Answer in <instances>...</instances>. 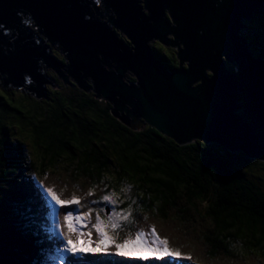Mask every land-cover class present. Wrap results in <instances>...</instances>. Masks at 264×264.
I'll return each instance as SVG.
<instances>
[{"label": "trees", "instance_id": "16d2710c", "mask_svg": "<svg viewBox=\"0 0 264 264\" xmlns=\"http://www.w3.org/2000/svg\"><path fill=\"white\" fill-rule=\"evenodd\" d=\"M247 27L252 38L245 37L255 56L264 57V16ZM152 48L168 70L178 68L170 48L159 43ZM1 81L0 264H51L52 255L59 253L64 239L51 231L57 207L40 178L47 168L58 169L60 160L75 179L125 193L122 205L132 210L133 218L145 211L165 219L172 214L181 223L174 225L181 233L168 230L161 237L173 243L175 249L167 247L173 253L182 243L191 247L196 231L211 257L264 258V188L259 176L264 162L215 144L181 146L148 126L132 130L112 115V104L78 84L70 85L69 93L52 86L40 100L21 89L9 91ZM179 259L144 260L110 252L94 264H187ZM67 264L80 261L74 258Z\"/></svg>", "mask_w": 264, "mask_h": 264}, {"label": "water", "instance_id": "95a60500", "mask_svg": "<svg viewBox=\"0 0 264 264\" xmlns=\"http://www.w3.org/2000/svg\"><path fill=\"white\" fill-rule=\"evenodd\" d=\"M165 1L0 0V80L42 100L50 82L42 64L66 84L67 67L82 91L112 104L132 130L148 126L181 146L215 144L264 162V57L241 34L245 20L264 16L263 1ZM156 42L177 49L178 68L164 66ZM128 72L136 83L125 82Z\"/></svg>", "mask_w": 264, "mask_h": 264}, {"label": "rangeland", "instance_id": "374dc122", "mask_svg": "<svg viewBox=\"0 0 264 264\" xmlns=\"http://www.w3.org/2000/svg\"><path fill=\"white\" fill-rule=\"evenodd\" d=\"M140 1L143 2V0ZM162 5L166 7V1L162 2ZM97 10L104 17L102 19L100 18V20H102L103 22L107 21L108 16H105V8L98 7ZM167 14L169 16V13ZM250 23L251 22L249 20H245V27L241 31V34L248 38H252V35L250 34V28L247 27L248 25H250ZM117 34L120 39L126 42V45L128 47H133V45H131L129 39H127L125 35L121 34L120 32H117ZM257 41L260 45H263L262 36L259 34L257 35ZM156 43H151L152 47ZM50 47V53H52V56L68 66L69 61L65 57V55L61 53V49H58L57 47H53L51 45ZM168 48H170L172 52L176 53L177 51V49L174 47L169 46ZM41 69L45 73L47 79H49L50 81L49 84H47L44 88L46 90L51 89L52 86H54L56 89H61L64 92L69 93L71 91L69 87L70 83L74 85L77 84L76 80H74L67 73L69 70L67 67L62 69V72L68 77L69 82L67 84L64 81V78H62L60 74L57 73L54 69L48 68L45 65H43ZM135 78L136 77L133 73L128 72L126 73L124 80L126 83H129V81H132V79ZM88 83L92 84V81L88 80ZM11 89L12 88H9L8 90L12 91ZM16 90L20 91L18 89ZM25 93L27 95V91H25ZM31 144V142L28 143L29 148L32 150L33 144ZM64 164L65 162L63 160H60L58 163V169L47 168L40 178V182L42 183L41 186L44 187V190H46L45 192L50 195V198L53 200V203L57 207V219L55 215V219L54 221H52L53 223H51L53 227L51 231L53 230L54 234H56V232L58 234L60 233V235L64 239L63 242L60 239L62 245L59 247V253L55 252L54 255H52L56 257L54 261L51 262V264H67L69 260H73L74 258L76 261H80V264H94V262H96L95 260L106 258L107 254H109L110 252L117 255V251L113 252L116 250L115 245H109L107 251H97L95 253L85 251L68 252L67 249L69 246V238L73 241V247L83 249L84 247L96 246L95 241L98 239V234L93 225L97 223V218H99V221L102 223L103 229L107 233V235L115 240L116 243H122L125 239L135 240L138 233L142 234V239H144L146 243L155 240L157 237L159 239H163V237H161L162 234H166L168 230L171 232V234L181 233V231H177L174 227V225H180L181 223L178 221L175 222V219L173 215L170 214V212L168 219L163 218L161 214H154L152 211H145L140 217L133 218L132 210H126L122 205V203L127 200L125 193L117 192L114 189H107L108 184L98 185L85 179H75L71 174L66 172L68 171V169L63 170ZM259 176L263 180L264 188V173L260 174ZM74 180H78L79 182L75 184ZM49 189H51L52 192H55L60 200L67 201L75 198L79 201V203L64 205L57 204L56 201L52 198ZM105 195L110 196L111 199L108 201L103 200L102 197H104ZM107 207L110 209V214H107ZM116 213H119V215H115ZM68 214H71V216L74 218H82L74 220V224L77 231L79 233H83V235L78 236L76 232L69 231L68 224L65 221V216ZM112 222H116L118 225H120V227L118 229H113L111 227ZM153 229L155 233L154 235ZM183 229L184 228H182V230ZM119 236L125 239L123 240L122 238V240H119ZM86 240L90 241L88 245H85ZM167 247L175 249L171 241H168ZM189 250L191 251L188 252ZM181 251H184V253L180 254ZM178 252L181 256V259H179L178 261L186 262L187 264H264V258L259 254H254V256H252L250 260H248L245 256H242V258L239 259L228 258L225 256L211 257L208 255L210 252L209 247L196 231H193L191 247L186 246V243H182ZM57 255L60 256L57 257ZM164 258L167 259L170 257L166 256Z\"/></svg>", "mask_w": 264, "mask_h": 264}, {"label": "snow or ice", "instance_id": "6c2138e0", "mask_svg": "<svg viewBox=\"0 0 264 264\" xmlns=\"http://www.w3.org/2000/svg\"><path fill=\"white\" fill-rule=\"evenodd\" d=\"M49 192L52 195V198L56 201L57 204L64 205V204H75L79 203V201L75 198L71 200H60L55 192H52L51 189H49ZM103 200L108 201L111 199L110 196L105 195L102 197ZM115 215H119V213H116ZM82 219L81 217H72L71 214H68L65 216V221L68 224V228L70 232H76L78 236L83 235V233H79L77 229L75 228L74 220ZM93 227L96 229V232L98 234V239L95 241V247H84L83 249L78 247H73V241L69 238L68 239V252H74V251H85V252H97V251H107L109 245H115V248L117 250V255L124 257V256H135L142 258L144 260L149 259V257H155L156 259H163L164 257H180L179 252H171L167 248V240L159 239L158 237L150 242H145L144 239H142V234L138 233L135 240L125 239L122 243H116L115 240H113L111 237L107 235V233L104 231L102 223L99 221V218H97V223L93 225ZM111 227L113 229H118L120 225H118L116 222L111 223ZM154 229H153V235H154ZM90 235V234H89ZM90 243L89 240L85 241V245H88Z\"/></svg>", "mask_w": 264, "mask_h": 264}, {"label": "clouds", "instance_id": "9594fccd", "mask_svg": "<svg viewBox=\"0 0 264 264\" xmlns=\"http://www.w3.org/2000/svg\"><path fill=\"white\" fill-rule=\"evenodd\" d=\"M164 2H165V0H164ZM162 3V2H161ZM167 4V3H166ZM98 7H103V5L101 4V3H99L98 4ZM167 7V6H166ZM103 8H105V7H103ZM106 10V9H105ZM95 12V11H94ZM108 12H107V10H106V14H107ZM106 16V15H105ZM41 41V40H40ZM42 41H45V44H49V46L51 45L45 38H43L42 37ZM41 41V42H42ZM159 43V42H158ZM160 45H162V46H164L163 44H161V43H159ZM51 46H53V45H51ZM53 47H57V46H53ZM164 47H166V46H164ZM51 48V47H50ZM58 49H59V47H57ZM168 48V47H167ZM176 55H177V51H176ZM42 66H43V64H42ZM42 66H41V68H42ZM179 67V66H178ZM41 71H42V69H41ZM43 72V71H42ZM49 80V79H48ZM2 82V81H1ZM137 81H136V78L135 79H133L132 81H129V84L131 83H136ZM2 84H3V82H2ZM13 86L12 85H9L8 87H5V88H7V89H9V88H12ZM22 90V89H21ZM23 91V90H22ZM108 208V207H107ZM65 261V260H64Z\"/></svg>", "mask_w": 264, "mask_h": 264}, {"label": "bare ground", "instance_id": "6f19581e", "mask_svg": "<svg viewBox=\"0 0 264 264\" xmlns=\"http://www.w3.org/2000/svg\"><path fill=\"white\" fill-rule=\"evenodd\" d=\"M132 45V44H131Z\"/></svg>", "mask_w": 264, "mask_h": 264}]
</instances>
